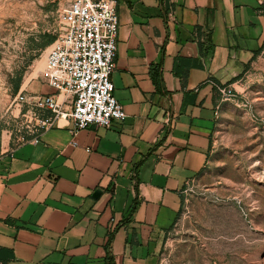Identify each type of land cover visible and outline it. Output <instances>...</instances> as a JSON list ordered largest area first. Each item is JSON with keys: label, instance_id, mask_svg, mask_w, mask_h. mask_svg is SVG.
<instances>
[{"label": "crops", "instance_id": "crops-1", "mask_svg": "<svg viewBox=\"0 0 264 264\" xmlns=\"http://www.w3.org/2000/svg\"><path fill=\"white\" fill-rule=\"evenodd\" d=\"M262 0H117L110 79L127 114L59 120L0 153V264H157L225 99L256 64ZM20 89L53 92L39 77ZM76 142L73 145L71 142Z\"/></svg>", "mask_w": 264, "mask_h": 264}, {"label": "rangeland", "instance_id": "rangeland-1", "mask_svg": "<svg viewBox=\"0 0 264 264\" xmlns=\"http://www.w3.org/2000/svg\"><path fill=\"white\" fill-rule=\"evenodd\" d=\"M69 2L0 0V153L28 136L32 122L14 97L42 71L50 44L37 56L35 48L57 35ZM255 60L222 104L205 167L182 190L157 264H264V38Z\"/></svg>", "mask_w": 264, "mask_h": 264}, {"label": "built area", "instance_id": "built-area-1", "mask_svg": "<svg viewBox=\"0 0 264 264\" xmlns=\"http://www.w3.org/2000/svg\"><path fill=\"white\" fill-rule=\"evenodd\" d=\"M116 5L117 0H70L61 10V26L39 73L53 92L32 94L20 89L14 97L26 108L32 122L26 132L34 142L59 120L71 122L74 135L89 126L110 127L126 119L110 79L117 50ZM217 90L225 100L235 96L234 87Z\"/></svg>", "mask_w": 264, "mask_h": 264}, {"label": "trees", "instance_id": "trees-1", "mask_svg": "<svg viewBox=\"0 0 264 264\" xmlns=\"http://www.w3.org/2000/svg\"><path fill=\"white\" fill-rule=\"evenodd\" d=\"M56 35H50L48 34L47 35V38L41 43L39 44L38 46H36L35 48V55L34 56H37L46 46H48L49 44L52 43V41L55 39ZM19 88V83L16 84L15 86V91H17Z\"/></svg>", "mask_w": 264, "mask_h": 264}]
</instances>
